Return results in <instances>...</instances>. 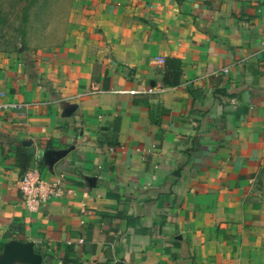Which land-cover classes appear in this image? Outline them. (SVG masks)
<instances>
[{
    "label": "crops",
    "instance_id": "obj_1",
    "mask_svg": "<svg viewBox=\"0 0 264 264\" xmlns=\"http://www.w3.org/2000/svg\"><path fill=\"white\" fill-rule=\"evenodd\" d=\"M6 103L0 261L264 264V0H73L62 46L0 55ZM31 168L73 194L29 212Z\"/></svg>",
    "mask_w": 264,
    "mask_h": 264
},
{
    "label": "rangeland",
    "instance_id": "obj_2",
    "mask_svg": "<svg viewBox=\"0 0 264 264\" xmlns=\"http://www.w3.org/2000/svg\"><path fill=\"white\" fill-rule=\"evenodd\" d=\"M73 0H0V55L29 56L65 40Z\"/></svg>",
    "mask_w": 264,
    "mask_h": 264
},
{
    "label": "built area",
    "instance_id": "obj_3",
    "mask_svg": "<svg viewBox=\"0 0 264 264\" xmlns=\"http://www.w3.org/2000/svg\"><path fill=\"white\" fill-rule=\"evenodd\" d=\"M92 92L99 93L95 88ZM152 89H142L140 91H128L129 94H147ZM20 108V104L6 103L0 105V110L8 111ZM17 188L20 193L21 201L29 212H37L52 197L63 194H73L70 189H64L59 182H50L42 178L38 168H31L25 171L17 182Z\"/></svg>",
    "mask_w": 264,
    "mask_h": 264
},
{
    "label": "water",
    "instance_id": "obj_4",
    "mask_svg": "<svg viewBox=\"0 0 264 264\" xmlns=\"http://www.w3.org/2000/svg\"><path fill=\"white\" fill-rule=\"evenodd\" d=\"M20 260L27 264H40L41 256L34 252L33 245L11 241L4 246V256L0 264H11Z\"/></svg>",
    "mask_w": 264,
    "mask_h": 264
},
{
    "label": "trees",
    "instance_id": "obj_5",
    "mask_svg": "<svg viewBox=\"0 0 264 264\" xmlns=\"http://www.w3.org/2000/svg\"><path fill=\"white\" fill-rule=\"evenodd\" d=\"M167 65V71H165L163 76L164 83H178L179 76H180V63L177 59L168 58L165 61Z\"/></svg>",
    "mask_w": 264,
    "mask_h": 264
}]
</instances>
